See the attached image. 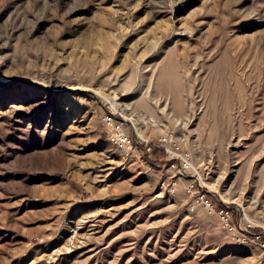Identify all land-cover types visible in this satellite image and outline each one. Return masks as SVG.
Segmentation results:
<instances>
[{
    "label": "rangeland",
    "instance_id": "374dc122",
    "mask_svg": "<svg viewBox=\"0 0 264 264\" xmlns=\"http://www.w3.org/2000/svg\"><path fill=\"white\" fill-rule=\"evenodd\" d=\"M263 235L264 0H0V264H264Z\"/></svg>",
    "mask_w": 264,
    "mask_h": 264
},
{
    "label": "built area",
    "instance_id": "2783aa9c",
    "mask_svg": "<svg viewBox=\"0 0 264 264\" xmlns=\"http://www.w3.org/2000/svg\"><path fill=\"white\" fill-rule=\"evenodd\" d=\"M219 212H220L221 214H224V215L227 214V215L229 216L228 211H225L224 209H220ZM261 247L264 249V241L261 243Z\"/></svg>",
    "mask_w": 264,
    "mask_h": 264
},
{
    "label": "bare ground",
    "instance_id": "6f19581e",
    "mask_svg": "<svg viewBox=\"0 0 264 264\" xmlns=\"http://www.w3.org/2000/svg\"><path fill=\"white\" fill-rule=\"evenodd\" d=\"M218 193H219V192H218ZM217 196H218V195H217ZM220 198H221V197H220ZM221 199H223V198H221ZM226 206H227V205H226ZM233 207H234V206H233ZM262 233H263V232H262ZM263 236H264V235H263ZM263 236H261V237H259V238H262V239H263V238H264ZM263 241H264V240H263Z\"/></svg>",
    "mask_w": 264,
    "mask_h": 264
}]
</instances>
